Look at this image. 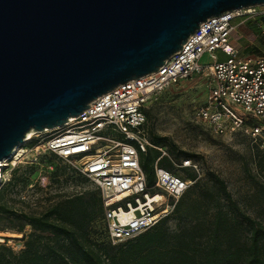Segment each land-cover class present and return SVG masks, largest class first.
Masks as SVG:
<instances>
[{"label":"built area","instance_id":"2783aa9c","mask_svg":"<svg viewBox=\"0 0 264 264\" xmlns=\"http://www.w3.org/2000/svg\"><path fill=\"white\" fill-rule=\"evenodd\" d=\"M255 17L262 19L256 24L264 36V4L207 18L156 71L116 85L62 126L34 133L49 134L29 149L14 148L9 157L0 160V186L23 163L20 150L31 153V159L24 162L30 165L40 156L52 154L99 190L101 221L109 243L129 240L152 228L173 213L195 182L186 170L198 172L190 158L176 162L158 148L160 154L152 165L153 183H147L141 155L157 148L151 143L146 116L152 98L172 85L200 76L206 83V95L195 114L212 133L251 139L264 134V52L243 54L230 38L235 19ZM214 53L224 59L212 56ZM205 54L211 57L203 64L200 61ZM163 157L175 170L159 164Z\"/></svg>","mask_w":264,"mask_h":264},{"label":"water","instance_id":"95a60500","mask_svg":"<svg viewBox=\"0 0 264 264\" xmlns=\"http://www.w3.org/2000/svg\"><path fill=\"white\" fill-rule=\"evenodd\" d=\"M264 0H0V160L116 85L154 72L198 25Z\"/></svg>","mask_w":264,"mask_h":264},{"label":"rangeland","instance_id":"374dc122","mask_svg":"<svg viewBox=\"0 0 264 264\" xmlns=\"http://www.w3.org/2000/svg\"><path fill=\"white\" fill-rule=\"evenodd\" d=\"M241 19L243 18L235 19L233 24L238 26L236 28L239 30L243 25L254 28L256 40L252 48L239 40V44L235 43L236 48L243 54L262 55L264 36H261L255 27V23L261 22L262 19H247L244 24ZM236 34L237 30L234 29L231 40ZM212 56L219 60L224 59L219 53ZM210 57L205 54L200 62L208 63ZM205 86L202 77H193L170 86L148 102V128L151 143L157 148L151 147L146 154L141 155L142 159L149 161L154 151L160 153L158 148H161L176 162L188 157L197 165V173L192 169L186 170L185 173L195 176L197 186L194 182L189 188V194L182 204L181 217L178 218L172 213L159 223H162V229L168 235H173L180 229H189L196 221H200L204 226L202 236L198 238L200 241H197L198 246L212 242L211 232L204 229H213L217 208L226 211L227 217H232L222 195L218 194L216 178L224 181L239 213L246 214L264 227V134L251 139L240 134L221 137L212 133L195 114L197 107L204 101ZM48 134H33L28 139L27 135L21 147L29 149ZM156 137L163 140L155 144ZM48 157L46 155L42 160H36L30 167V164L24 162L31 159V153H24L20 158L23 163L16 166L11 172L10 180L0 186V208L4 210L0 212V244L12 251L13 256L10 257L9 264H47L43 263V254L46 245L51 244L53 240L50 235L35 230L25 220V216H40L52 203L82 194L86 190L97 189L90 180L79 175L70 165L58 158H49L50 164L46 165L44 161ZM162 161L167 163L171 170H175L168 158L163 157ZM231 223L233 228L230 227L224 234L220 232V238L215 240L225 251L234 239H238L240 243L246 242L247 232L240 217L233 215ZM82 240L85 244L94 241L107 243L101 221H93ZM124 242L109 243L113 247L110 254Z\"/></svg>","mask_w":264,"mask_h":264},{"label":"trees","instance_id":"16d2710c","mask_svg":"<svg viewBox=\"0 0 264 264\" xmlns=\"http://www.w3.org/2000/svg\"><path fill=\"white\" fill-rule=\"evenodd\" d=\"M146 116L148 120L147 110ZM162 140L156 137L154 142L158 144ZM159 154L154 151L149 161L141 158V166L149 185L153 183L152 165ZM46 155L49 157L44 162L49 165V158L56 157L52 154ZM46 155L40 156L39 161ZM159 164L170 170L162 159ZM188 177L195 178L192 175ZM215 180L218 184V194L222 195L232 217H227L226 211L217 208L213 229H204L211 232L212 242L204 246L197 245L204 226L200 221H196L189 229H180L173 235H168L162 229V223H157L118 245L113 254H110L113 247L108 240L107 243L94 241L85 244L82 237L90 224L102 220V200L98 189L86 190L82 194L59 200L52 203L44 214L24 218L35 230L51 236L53 242L46 245L43 254V263L47 264H264V227L246 214L239 213L224 181L220 178ZM188 190L181 196L173 211L178 218L181 217L182 204L189 194ZM2 211L3 208H0V212ZM233 215L240 217L244 225L247 232L246 242L240 243L238 239H234L225 251L215 240L220 238V232L224 234L230 227L233 228ZM12 256V251L0 244V264H9Z\"/></svg>","mask_w":264,"mask_h":264},{"label":"crops","instance_id":"0c3cea01","mask_svg":"<svg viewBox=\"0 0 264 264\" xmlns=\"http://www.w3.org/2000/svg\"><path fill=\"white\" fill-rule=\"evenodd\" d=\"M244 22H246V20L241 19V23L244 24ZM236 27L238 26L235 25V29L237 30L236 37L238 38L234 37V39L231 40V42L235 45V43L239 44V40H241L243 41V43L247 44V47L252 48V46H254V41L256 40L255 31H253L254 28L249 27V25H243V28L239 30V28ZM255 27H257L256 23H255ZM257 29L259 31L258 27Z\"/></svg>","mask_w":264,"mask_h":264},{"label":"bare ground","instance_id":"6f19581e","mask_svg":"<svg viewBox=\"0 0 264 264\" xmlns=\"http://www.w3.org/2000/svg\"><path fill=\"white\" fill-rule=\"evenodd\" d=\"M47 130H49V129H46L44 131H47ZM33 134H34V132H29V134L27 133V135H28V136L26 135L27 136V139L30 138ZM23 153H24V151L23 150L22 151L20 150L18 155H23ZM0 241H2V239H0Z\"/></svg>","mask_w":264,"mask_h":264}]
</instances>
